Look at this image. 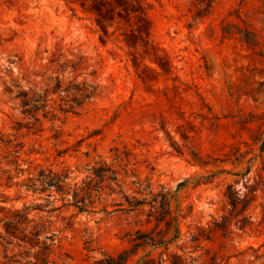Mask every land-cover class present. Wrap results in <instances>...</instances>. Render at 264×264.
I'll return each mask as SVG.
<instances>
[{
  "label": "rangeland",
  "instance_id": "rangeland-1",
  "mask_svg": "<svg viewBox=\"0 0 264 264\" xmlns=\"http://www.w3.org/2000/svg\"><path fill=\"white\" fill-rule=\"evenodd\" d=\"M124 252L264 264V0H0V264Z\"/></svg>",
  "mask_w": 264,
  "mask_h": 264
},
{
  "label": "trees",
  "instance_id": "trees-1",
  "mask_svg": "<svg viewBox=\"0 0 264 264\" xmlns=\"http://www.w3.org/2000/svg\"><path fill=\"white\" fill-rule=\"evenodd\" d=\"M19 222L16 223H5V233L7 235H11L12 234V230H15L16 225ZM39 234L37 233L34 237L35 240L38 238ZM43 250H45V248H43ZM119 260V262H118ZM128 260V253L124 252L122 255L119 256V259H114L112 257H109L108 260L106 261V263L104 264H126ZM32 264H48V258H37L36 261Z\"/></svg>",
  "mask_w": 264,
  "mask_h": 264
}]
</instances>
